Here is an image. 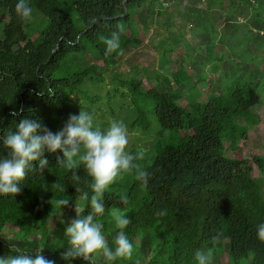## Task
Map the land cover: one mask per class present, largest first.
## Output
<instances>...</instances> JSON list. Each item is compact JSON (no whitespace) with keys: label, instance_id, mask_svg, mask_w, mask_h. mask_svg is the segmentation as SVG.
<instances>
[{"label":"trees","instance_id":"1","mask_svg":"<svg viewBox=\"0 0 264 264\" xmlns=\"http://www.w3.org/2000/svg\"><path fill=\"white\" fill-rule=\"evenodd\" d=\"M208 1L211 7L226 11L220 21L222 27L226 29L233 22L237 23L235 27H244L250 38L243 47L242 39L235 38L233 53L241 58H255L252 63L255 65L256 61L257 65L246 64L224 74L226 77L235 74L227 80L239 77L230 85L223 80L222 90L215 92L212 77L204 73V68L211 65L215 73L225 59L216 57V45L210 42L205 30L206 61L204 65H193L199 79L189 89L193 98L184 107L179 103L184 94L176 92L174 85L183 89L191 80L194 72L191 62L177 71L170 70L174 83L164 77V82H156L152 87L141 79L121 81L108 73L119 64L126 50L143 46L141 28L149 24L150 18L143 11L145 6L160 15L168 11L169 5L168 14L178 15L180 22H176L187 25L196 23L197 19L194 13L197 8L192 3L26 0L33 9L32 15L21 19L15 11L18 0H0V128L14 133L20 120L26 119L54 133L59 120L66 123L70 115H78L80 110L91 111L90 104L80 101L97 102L99 98L91 93L100 90L94 89L99 83H103L100 88L106 87L105 76L129 93H146L153 102L157 127L144 125L141 122L144 115L135 120L138 127L131 126L156 138L154 153L135 161L143 165L148 182L144 186L136 179L134 192L138 195L142 191V197L137 205L125 211L131 220L124 231L133 245L132 256L107 261L101 255L96 264H197V250H211V264H218L222 257L227 258L228 264H264V242L257 239V226L264 224V156L245 158L240 146L242 140L249 138L251 127L261 122L253 107L256 96L264 88V61L260 62L264 60V42L263 45L253 42L264 26V14L257 9L264 8V0ZM251 8L255 11L249 26L246 21L242 25L238 10L247 11V15ZM36 12L42 17L35 15ZM202 19L206 21L204 16ZM118 25L124 29L120 33V48L105 57L102 37H109L118 30ZM37 26L43 29L36 38L33 34ZM30 36L36 40L31 41ZM226 40L229 44V36ZM88 59L99 62L101 68L88 63ZM189 60L194 61L182 57L183 63ZM198 85L206 86L210 92L206 101H201L203 95ZM117 92L120 93L118 87L113 93ZM106 93L110 91L106 89ZM180 131L185 135L176 138ZM38 134L43 133L38 131ZM2 155L6 153L0 147ZM58 158H62L59 150L51 153L45 149L41 159H46L47 165L40 169L39 160L31 162L19 182V194L0 195V234L10 226L22 235L11 241L6 237L0 239V258L20 252L34 255L39 244L37 238L41 236L42 255L54 264H88L82 258L70 262L61 259V253L68 247L65 227L69 223L60 220L47 236L38 224L50 220L45 208L61 199L68 200L71 206L81 201L82 207L76 212L81 217L91 212L90 204L80 199L85 191L92 195L91 177L82 165L73 170L59 166ZM74 171L79 180L73 179ZM121 196L116 191H105V211L95 217L102 223V234L111 248L115 247V236L120 229L106 218L111 209L133 204V195L125 196L127 204L121 202Z\"/></svg>","mask_w":264,"mask_h":264},{"label":"rangeland","instance_id":"2","mask_svg":"<svg viewBox=\"0 0 264 264\" xmlns=\"http://www.w3.org/2000/svg\"><path fill=\"white\" fill-rule=\"evenodd\" d=\"M185 1L188 3L190 2V4L192 3L193 6L197 8L194 13L198 20L195 19L196 23L194 24L189 23L187 25H181L177 23L176 20L180 22L178 19L179 16L168 14V11L171 12V7L169 5L166 7V10L168 11L163 12L160 15H157L156 11L150 12L149 6H145L143 11H145L150 18L148 21L149 24H146V26L141 28L144 41L143 46L138 49L133 48L126 50L124 57L120 60L119 64L112 68L111 72L108 74H111L115 78H119L121 81L134 78L141 79L148 87L154 86V84L159 81L164 82V77L171 79L172 83H174L172 72L177 71L181 66L188 65L190 62L192 63V69L194 68V64L196 66L204 65L202 63H205L207 57L206 44L204 41L205 30L207 31L206 34L209 35L208 38L210 42L216 45V57H222L225 59L220 63V68L215 73H212L211 65H206L204 68V73L208 74L209 77L210 75L212 77L211 79L213 80L212 83L215 92L222 90L224 84L223 80L228 81V84L230 85L231 82L239 77H231L227 80V77L235 76V74H230L227 77L224 74H229L230 72L233 73L237 67L241 68L246 64L251 63V66L254 65L252 61H254L255 58L252 60V57L249 56L241 58L233 53V51H235L234 45L236 39H242L241 47H243L242 44L250 38L247 35V31L244 30V27H235L234 24L236 22L231 23L226 29L222 27L223 23L220 21H222L226 11L219 9L218 7H211L208 0ZM257 9L264 14V8L257 7ZM245 10H247V8ZM245 10H238L237 13L240 18L239 21H243L242 25L246 21L249 26V21L251 19L250 16L253 15L255 10H252V8L249 9L247 15H245L247 13ZM35 15L41 16L37 12ZM203 16L206 21L202 19ZM200 19H202V22H200ZM206 23L207 29L205 26ZM42 29L43 27L41 28L37 26L33 36L37 38L41 34ZM26 32L29 35L28 29ZM228 36L230 39L229 44L226 40V37ZM35 37L30 36L31 41H35ZM231 39H234V44L231 42ZM262 42H264V26L261 34L258 35L253 43L263 45ZM167 51H169V54L167 55L168 57L167 59H164V55H166ZM182 57H188L194 61L189 60L183 63ZM87 61L88 63L93 62L97 69L101 68L99 62L93 61L92 59H88ZM263 61L264 60L260 59V62ZM256 65L257 62L255 61L254 66ZM170 70L173 71L171 72ZM193 70L194 72L191 73V80L183 89L174 85L176 92L182 91L184 94V97L179 101L184 107H186L193 98V91L189 89H191L199 79L196 74L197 71L195 69ZM223 76L225 77L223 78ZM104 84L106 85L104 88H100L103 86V83H99L95 87L93 86L95 90L100 89L99 91H95V93H91L96 96V98H99L97 102L90 103L89 101H80L82 104L91 105L88 108L91 109V111L88 113L94 117V126L104 130L110 126V123L113 120L123 121L127 126L129 133V144L126 150L130 153L142 150L144 152V157L152 155L154 153L156 142L155 136L152 134L146 135L144 134V131L131 126L138 127L135 125V120L139 116L144 115L145 118L141 121L144 125L148 123L152 124L153 127H157L156 120L153 116V102L146 97V93H129L124 87L117 86L109 77L105 76ZM116 87H118L120 93H113ZM198 87H200L203 95L201 101H206L210 92H208V89L206 90V86L204 85H198ZM106 89L110 91V94L106 93ZM84 108H87V106ZM85 112H87V110ZM253 112L260 117L261 122L252 126L249 138L247 140H242L240 143V146L244 149L243 155L248 159L254 158L257 154L264 156V88L256 96ZM64 125L65 123L62 120H59L55 125L54 133L59 132ZM168 135L170 134L167 133V136ZM184 135V131H180L175 137L179 138ZM141 168H143V165H141ZM255 176L257 177L258 175L255 174ZM135 186L136 172L132 171L131 173L124 174L122 178H117V180L110 185L106 191H116L123 196L133 195V197H131L133 204L124 209H120L125 212L128 211L130 207L137 205V200L142 197V191L141 193L139 192L138 195L137 192H134ZM80 206L82 207L81 201L72 206L70 203L66 206H59L57 203H52L49 207H46L45 212L49 215L50 220L47 223H38L42 227L43 234L53 230V228L61 222L70 224L73 219L72 215L74 216V213L81 208ZM111 211L112 209L106 219L116 226L115 220L111 216ZM60 220L61 222H59ZM45 236H47V234ZM2 237H6L8 241H11L13 238L20 239L22 235L18 233L17 229L7 226L2 231V234H0V239ZM37 241H39V244L38 247L34 249L37 250L36 252L43 249L44 246V244H41V236L37 238ZM218 264H228L227 258H220Z\"/></svg>","mask_w":264,"mask_h":264},{"label":"clouds","instance_id":"3","mask_svg":"<svg viewBox=\"0 0 264 264\" xmlns=\"http://www.w3.org/2000/svg\"><path fill=\"white\" fill-rule=\"evenodd\" d=\"M15 11L21 19H27L31 17L33 9L26 0H18ZM123 30V25H118L117 31L107 38L102 37L106 45L105 57L120 48V33ZM52 92L49 89V93ZM38 131L43 134H38ZM128 144V128L123 121L113 120L107 129L102 130L94 126L93 115L81 110L78 115H70L64 127L57 133L42 129L36 121L21 119L14 133L0 128V147L6 153L0 156V195L19 194V182L24 179L31 162L39 160V168L43 169L47 165V160L41 159L45 149L51 153L59 150L62 153V158L57 159L59 166L73 170L82 165L92 180V195L89 196L85 191L80 196L82 201L90 204L91 212L83 217L76 213V218L65 227L68 247L61 253V259L70 262L82 258L88 264H96L101 255L107 261L131 257L133 245L124 231L131 220L126 213L118 208L111 211V216L120 229L115 236L114 248L108 246L102 234L103 225L95 219L97 215L104 213V193L117 178L135 170L136 179L144 186L147 185V172L140 164L135 163L143 159L144 152L140 150L132 154L126 150ZM73 179L79 180L75 171ZM121 202L127 204V198L121 196ZM57 204L66 206L68 200L61 199ZM214 239L219 240V237ZM257 239L264 242V224L257 226ZM42 253L43 249L34 255L20 252L0 258V264H54V261L45 258ZM195 259L197 264H211L212 251L197 250Z\"/></svg>","mask_w":264,"mask_h":264}]
</instances>
